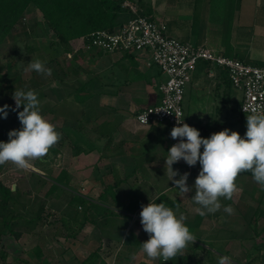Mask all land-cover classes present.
Instances as JSON below:
<instances>
[{
    "label": "crops",
    "instance_id": "obj_1",
    "mask_svg": "<svg viewBox=\"0 0 264 264\" xmlns=\"http://www.w3.org/2000/svg\"><path fill=\"white\" fill-rule=\"evenodd\" d=\"M138 3L140 10L164 20L171 34L179 39L205 45L217 54L264 66V0H139ZM76 41L80 44V51H83L82 39ZM84 51L89 53V60H81L83 64L76 58L78 64L73 66L80 72L81 81L96 77L97 91L87 94L86 100L78 105L73 96L79 86L77 80L56 77L49 84H41L43 89L50 90V94L47 95L43 90L40 98L44 103H51L49 111L53 113L66 105L69 108L66 113L74 116L76 121L86 116L88 121L94 122L85 126L88 134L80 143L87 151L71 153L74 175L69 174V183L73 177H77L75 181L80 180L90 195L104 194V200L97 202L95 198H90L91 202H88L105 205L111 213L99 215L96 209L86 204L91 208L88 211L89 220L79 230L76 221L70 219L71 233H64L61 238L80 245L75 244L77 256L78 249L83 254L97 243L105 241L104 238L112 251L123 242L121 258L132 263V258L138 255L136 252H142V236L149 239L140 222L142 206L160 200L172 207L178 217H186L184 223L199 217L197 208L200 206L192 197L195 195L194 185L201 165L198 162L195 166L180 162L173 164V170L180 175L189 173L187 185L191 191L186 195L180 193L173 188L175 185L165 171V158L172 147L169 128L138 122L136 114L141 108L159 102V85L164 79L155 66L145 65L146 55H141L138 60L122 53L111 54L94 49L92 59L91 51ZM99 60L102 67L98 69L100 76L89 65ZM237 91L226 71L200 61L183 100L186 123L195 127L203 138L217 133L224 122L216 116L229 117L240 110V107L235 108L237 101H242V94L239 91V95ZM73 100L77 106L75 109L71 104ZM64 120V125L73 121ZM82 126L79 124V128ZM94 132L96 136L89 138ZM179 178V175L174 177ZM135 213L138 214L136 217ZM218 213L219 210L203 215L200 226L193 231V234H197L196 238L200 235L198 232L205 217H215ZM59 233L57 230L56 234ZM201 236L206 238V233ZM96 252L99 259L103 260L101 251ZM84 258L79 256L81 260L76 259L75 264L87 257Z\"/></svg>",
    "mask_w": 264,
    "mask_h": 264
},
{
    "label": "rangeland",
    "instance_id": "obj_2",
    "mask_svg": "<svg viewBox=\"0 0 264 264\" xmlns=\"http://www.w3.org/2000/svg\"><path fill=\"white\" fill-rule=\"evenodd\" d=\"M130 1H132L133 4H135L137 8H139V0ZM25 21L28 25L35 24V22L42 23H38L36 25L35 32H33V34H28V32L25 33L19 27L14 33L11 34V36H9L2 44H0V64H6L7 62L15 63L11 70L7 71L9 75H19L21 77V83L15 82L14 91L15 89L24 90L26 92L28 90H34L35 93L39 95L44 90L48 93L47 95H49L50 90L48 88L43 89V85H38V82L41 81L42 83L49 84L51 83L52 78L55 79L58 76L53 74L52 77V73L50 75L37 73L36 75L33 73V70H26L28 68V63L31 60L39 59L45 63V66L47 68H50L51 65H53L55 68V65L52 64L53 62L51 61L55 57L59 59L65 57L70 63L77 66L78 60L81 61L85 58L89 60V58H87L88 52H85L84 50L80 51V44L77 41H74L72 47L76 48V51H74L73 49V52L68 53L65 50V46L59 42L55 34L45 22L42 13L34 5H31L29 10L26 12ZM35 33L38 34V36L34 37ZM29 44L31 46H37L38 49L33 50V47L29 48ZM83 62L86 61L84 60ZM83 62L81 61L80 63ZM100 63V60L97 61V63H89L90 67H92L93 71L97 73L98 76H100L101 74L98 73V69L100 70L102 68L100 66ZM154 66L159 70V72H161L160 68L157 65ZM50 69H52V67ZM161 74L164 75L162 72ZM165 78L166 75H164V79ZM237 92L240 95V92ZM39 103L44 110L46 103H44L43 99L40 100ZM4 105H8L9 107L7 109V118H4L3 114L0 113V120L3 121L2 123L10 126L12 130L22 128V124L18 119V112L13 110L16 108V103L13 99V93H0V107H3ZM240 105L241 102L238 100L235 104V108L240 107ZM61 110L58 109V111L54 113L52 111H48L46 114H44V118L56 126V130L61 133V137L63 138L62 140H59L55 145L57 146L58 152L55 153L52 151V149H50L49 153L45 156V162L41 161L40 159L35 160L32 162V167L28 170L18 169L10 162L4 165H0V181L2 183L6 184L7 186H12L14 189L20 187L23 192H27L26 196L28 197L34 198L35 196H39L41 198H44L45 192L51 185V181L57 179L61 170L65 169L67 170V172H69V174L74 175V173L72 172V161L70 160L71 153L74 152V143L72 142V138L79 137V143H83V139L86 137V134H88L85 126L94 124V122L88 121V119H86L87 117L83 116L79 121L83 126L82 128H79V122L75 120L76 118L66 113V111H69L68 106L65 105V107ZM247 115L248 114L246 113H240V110H236L233 115L229 117L224 115L216 116L220 118L222 122H224L222 125H220L217 132L223 131L224 129H229L230 131L239 132V134L243 138L247 131ZM64 118L66 120L68 119L67 121L73 120L72 122L68 123L70 125L74 123V121L76 122V124H73L71 126H73L75 129H79L78 134L71 133L70 135H68L65 131H63L62 127L67 125H64ZM160 126L167 127L164 124ZM94 133L88 137L92 139V137H95L97 134ZM6 142H8V140H6ZM45 178H47L48 181L43 184L42 179L46 181ZM76 178L77 177L72 178L71 184H66L64 181H62L64 183V191H62L67 196V199L69 197H73L76 194H79L80 196L75 198V203L77 204L79 203V201H84V205L90 204L88 202V200L90 201V198H95L97 202L101 201L98 194L95 193V195H90L89 193H87L84 185L80 182V180L77 182L75 181L78 180V178ZM70 179L71 178H69V181ZM247 183L251 184L253 189H250L247 186ZM236 184L238 190L234 193L231 199L232 201L229 202L228 199L220 198L222 203L219 213L215 217H205V221L200 228V231L198 232V234L200 235H198V238H196L197 240L194 242L199 243V245L205 247V249L198 248L197 250H193L190 246L187 247L183 251L182 255H191V257L182 264H219V258L224 256L230 258L231 264H247V261L249 259L248 253L249 250L252 249L253 244L255 245L256 243L264 242V232L259 236L254 235V230L249 223V219L252 216L255 208L257 207L256 200L258 199V196H260L262 188L257 182L254 181L253 178L249 176V174H246L244 172L238 176ZM248 188L250 191L248 190ZM53 197L54 196L47 198L50 203L56 204L54 205L56 207L54 208V211H51V221L53 217L58 218L61 215L62 211L57 208L59 202H62L59 201L61 200V197H59V199ZM62 200L66 201V197L64 195L62 196ZM155 203L161 202L160 200H158ZM225 206H230L234 210L232 214L224 211ZM67 209L70 208L68 207ZM84 209L85 206L83 207L82 204L77 206V210L81 212ZM137 215L138 214L135 213L134 217H136ZM244 215H246L247 219H244ZM197 221L198 217L197 219H188L186 223L187 225H190V222L195 223ZM258 222L259 226H262L264 224V217L260 216ZM57 228L58 227L56 223L55 225H50L48 222L43 221L32 230L24 231L23 235L19 239L15 238L14 235L11 234L1 236L0 264H42L43 262L40 261V259L34 252L35 244L41 246L43 251L42 255L46 258V264H75L76 259H79V256L81 259L85 256L88 257L92 252L95 251V249L99 245L101 246L97 250L101 251V256H103L105 259H99V264H162L163 262H165L162 258L155 260L149 259L146 254L137 251L136 253L138 255L135 254L136 256L132 258L131 263L129 260L121 258V248L122 245H124L123 242H121L118 248H115L112 251L111 245L107 243V239L105 238V241H103L101 244L97 243L96 245H94V247H92L93 249H88V251L84 252L83 254H81L80 250L78 249L77 256L75 254V250H77L75 246H78L79 244L75 243V245L74 243L72 244L69 239L61 238L63 234L59 233L57 235L55 233L57 231ZM204 232L206 233V238H203V236H201ZM58 236L60 237L58 238ZM194 236H197V234H194ZM142 240L143 242H145L148 239L147 237L142 236ZM215 240H217L216 242H218L219 245L213 242ZM218 246L221 248L220 250H218L219 252L217 251ZM210 248L212 249L210 250L211 253H208L206 249ZM193 254L194 256H192ZM261 254L262 258L260 259L259 263L264 264V249L260 252L257 251V256H260ZM255 255L256 253L254 254V256ZM255 264L258 263L256 262Z\"/></svg>",
    "mask_w": 264,
    "mask_h": 264
},
{
    "label": "clouds",
    "instance_id": "obj_3",
    "mask_svg": "<svg viewBox=\"0 0 264 264\" xmlns=\"http://www.w3.org/2000/svg\"><path fill=\"white\" fill-rule=\"evenodd\" d=\"M26 70L51 74V69L39 59L31 60ZM13 99L16 109L23 105V111L18 112L22 129L10 131L9 141L0 142V165L10 162L18 169L28 170L33 161L43 159L58 143L61 133L41 115L34 90L15 89ZM8 107H0L4 118H7ZM144 119L147 122V116ZM246 120L247 131L243 138L239 132L229 129L203 138L195 127L178 119L181 126L171 130V138L179 139V142L167 152L165 171L175 185L173 188L186 195L191 191L187 185L189 173L180 175L173 170V164L183 160L187 165L195 166L199 162L201 170L195 180L192 199L200 206L197 211L202 216L220 210V198L232 199L238 190L236 180L245 171L251 172L254 181L264 190V111L253 109ZM178 175L180 178L174 179ZM224 211L232 214L234 210L225 206ZM140 218L143 230L149 235V239L141 244V251L149 259L162 258L168 262L182 255L187 246L197 240L184 223L186 217H178L164 203L149 202L142 206ZM219 264H231L230 258H219Z\"/></svg>",
    "mask_w": 264,
    "mask_h": 264
},
{
    "label": "trees",
    "instance_id": "obj_4",
    "mask_svg": "<svg viewBox=\"0 0 264 264\" xmlns=\"http://www.w3.org/2000/svg\"><path fill=\"white\" fill-rule=\"evenodd\" d=\"M124 1L125 0H0V44H2L9 36H11V34L14 33L19 27L25 33L28 32V34H33V32H35L36 25L42 22H35V24L28 25L25 21L26 12L29 10L31 5H34L42 13L45 22L55 34L59 42L65 46V50L68 53H71L74 49L72 47V44L77 39H84L85 42L88 43V38L93 31L104 28L112 29L117 25L126 22L132 14L123 6ZM140 12L149 14L142 10H140ZM36 36H38V34L35 33L34 37ZM28 47H33V50L38 49L37 46H31L30 44L28 45ZM87 51H91V58L93 59V56L95 55L94 49H89ZM124 55L130 56V58L132 59L136 58L138 60L141 57L140 54ZM51 62H53L52 64L55 65V68L53 65L50 66V68L52 67V77L54 74L62 80H77L76 84H78L79 86L76 88V90H74L73 96L75 97V100L77 101L76 103H78V105L79 103L86 100L87 94H92V92L94 93L97 91L96 88L98 87V81L96 77L92 76L86 82H84L83 80L81 81L80 72L73 66L72 63L68 62L67 58L62 57L61 59H59L55 57ZM14 64L15 63L12 62L0 64L1 94L14 93L15 82L21 83V77L19 75H9L7 72L8 70H11ZM33 73L37 75V72L33 71ZM74 76H77V78L73 79ZM41 84L43 83L39 81L38 85ZM38 100H41L40 94L38 95ZM71 104L74 109L75 107H77L74 103V100ZM45 105L46 106L43 110L42 106L39 103V110L43 117L44 114H46L51 109V103H46ZM15 111H23V105H21V107L19 109H16ZM2 122L3 121L0 120V142H6V140L9 141L8 133L12 131V128ZM77 122H79V120H77ZM74 123L76 124V122ZM71 125H66L63 128V131H65L68 135H70L71 133L78 134L79 129H75ZM21 129L22 128H18L16 130ZM62 139L63 138L61 137L60 140ZM79 141V137L72 138L75 154H80L87 151V149L83 147L79 143ZM51 149L55 153L58 152L57 146H54ZM45 159L46 157L40 160L45 162ZM244 173L249 174V176L253 178L251 172L245 171ZM45 179L46 181L42 179L43 184L48 181L47 178ZM62 181H64L66 184L69 183V173L65 169L61 170L56 180L51 181V185L45 192L44 198H41L39 196H35L34 198L28 197L26 196L27 192H23L20 187L14 189L12 186H7L0 181V237L11 234L14 235L15 238L19 239L23 235L24 231L32 230L43 221L48 222L50 225H55L56 223L58 227L57 230H59V232L62 234L71 233L70 219H74L76 221L75 223L78 224L79 230L82 229L84 224L89 220L88 211L91 208L89 205H84V201H79L78 204L75 203V198L80 196L79 194L67 199V196L63 192L64 183ZM247 186L250 189H253L251 184L247 183ZM63 195L66 197V201L62 200ZM48 196H54L58 199L59 197H61V200L59 201H62L59 202L57 208H59L60 211L62 210L63 213L61 211L60 217H53L52 221L50 215H52L51 211H54V208H56L54 206L56 204L50 203L49 200H47V198H49ZM104 197V194H101L99 196L100 200H104ZM230 201L232 200L230 199L229 202ZM256 201L257 207L250 217L249 223L254 230V235L259 236L264 232V224L262 226H259L258 222L260 216L264 217V190H262L260 196H258V199ZM80 204H82L83 207L85 206V209L82 212L77 210V206ZM90 205L94 209H96L95 212H97V214L99 215L105 216L107 213H111L109 208L100 203L93 202L90 203ZM68 207L70 209H67ZM202 217L203 216L199 215L198 221L195 223L190 222V225H187V223L185 222L186 226L192 233H194L193 231H195V229L200 226L199 221ZM243 217L244 219H247L246 215H244ZM216 241L217 240L213 242L219 245ZM189 246L193 250H197L198 248L205 249V247L199 245V243H193V245L189 244L187 247ZM220 249L221 248L218 246L217 251ZM263 249L264 242H259L255 245L253 244L252 249H250L248 253L249 259L247 261V264H255L256 262L260 264L259 262L262 258V254L260 256H257V251L260 252ZM206 250L208 251V253H211L210 250L212 249L210 248ZM34 252L40 259V261L43 262L42 264H46V258L42 255L43 251L40 245L35 244ZM255 253L256 255L254 256ZM192 256H194V254ZM190 257L191 255H180L177 258H174L168 262H163L162 264H182L190 259ZM98 259L99 254L98 252L94 251L79 264H97L96 262Z\"/></svg>",
    "mask_w": 264,
    "mask_h": 264
},
{
    "label": "built area",
    "instance_id": "obj_5",
    "mask_svg": "<svg viewBox=\"0 0 264 264\" xmlns=\"http://www.w3.org/2000/svg\"><path fill=\"white\" fill-rule=\"evenodd\" d=\"M123 6L132 14L126 22L112 29L95 30L88 38L89 42L82 39V44L85 50L146 55L145 65H157L166 75L159 85V102L137 112L140 124H164L171 132L174 126H181L177 119L186 123L183 100L200 61L227 72L232 86L242 94V113L249 115L253 109L264 111V66L252 65L235 57L217 54L205 45L181 40L171 34L164 20L141 13L132 1H125ZM146 116L148 123L144 119ZM178 142L179 139L171 138L172 146ZM179 162L187 165L183 160Z\"/></svg>",
    "mask_w": 264,
    "mask_h": 264
}]
</instances>
